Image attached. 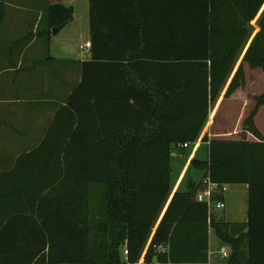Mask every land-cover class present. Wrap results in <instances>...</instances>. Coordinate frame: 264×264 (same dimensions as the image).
I'll list each match as a JSON object with an SVG mask.
<instances>
[{"label": "trees", "instance_id": "obj_1", "mask_svg": "<svg viewBox=\"0 0 264 264\" xmlns=\"http://www.w3.org/2000/svg\"><path fill=\"white\" fill-rule=\"evenodd\" d=\"M263 3L88 0L79 82L39 145L0 170V264L205 263L211 231L226 264H264V138L253 120L264 92L242 125L256 140L202 133L221 93L244 86L243 63L264 71V9L254 35L251 24ZM72 18L71 6L47 4L41 32L49 39ZM197 140L207 159L190 161L216 184L213 200L247 185L245 222L209 212L203 179L172 192V152Z\"/></svg>", "mask_w": 264, "mask_h": 264}, {"label": "crops", "instance_id": "obj_2", "mask_svg": "<svg viewBox=\"0 0 264 264\" xmlns=\"http://www.w3.org/2000/svg\"><path fill=\"white\" fill-rule=\"evenodd\" d=\"M6 1L7 0H5V2ZM68 1L69 0H53L49 1V4L60 3L66 6H71L74 13L75 10L73 5L67 4L73 2ZM5 8L6 6L4 3L2 7L3 12H5ZM22 8L23 9L21 10H24L25 13H27L28 11L29 13H31L35 12L36 7L33 8L32 6V8L25 9L24 6H22ZM263 9L264 3L257 13L258 18L260 17ZM37 10L38 9L36 8V12ZM36 12L33 13L30 17L35 19V23L43 24L41 29L33 30L28 34H24L23 36L11 38V41L10 39L6 40L5 38H0V45L3 44L2 47L0 46V125L4 126H0V138L2 139V141H4L3 145L7 150L3 154L0 153V170L9 168L16 157H18L22 153L29 152L39 145L48 130L55 110L60 105L64 104L66 96L80 80L79 59H75L73 56H69L70 54H68V56H64L65 54L63 56H54L50 53V51H48V54L44 55V46H46L45 42L46 40H49L51 38V35L53 33L51 29L49 39H47V37L42 34L41 30L44 28L45 22L43 20V17L39 19L40 15ZM19 15L20 14H18L17 17H19ZM22 16L24 17L27 15L25 14ZM3 23L4 16L2 22H0V26H3ZM66 25L67 24H65L64 26ZM252 26L254 27V35L258 28L255 29L254 24H252ZM250 40L251 39H249V41L244 46L237 60V65L241 62L243 54ZM87 41H89V35ZM68 49L69 48L66 47L64 51H68ZM87 50L89 54V49ZM247 67L250 70L259 71V73L263 74L264 76V71H262L260 68H250L247 63L244 62L243 68L245 74L247 73ZM246 81L247 78L245 79V88H247L248 86L246 85ZM242 92H245V97L240 100L235 99V96ZM248 94L249 91L247 93V89L244 91V87H241L237 88L231 98H229L231 99L230 101H227L226 98H223L222 96H219L217 98V100L213 104V111L211 110V108L209 109L210 113L208 114V119L206 122L208 123V129L207 131H204L208 133L209 138L224 139L223 137H230L231 135L229 129L224 132L222 130H216L214 127V129L212 128V125L216 121L218 111L220 109V106H222L223 101H225V104H227L225 106L226 111L223 112L225 118L227 117L226 122L230 123L232 127L234 126L233 128L236 127V132H239V130L242 129L241 123L250 104V98ZM257 118H259L260 120V122L258 123L259 125L256 122ZM19 122L22 123L25 127L24 131H22L21 136L23 144L17 149H12L10 147V142L13 137L10 134V131L14 129ZM254 123L256 127H259V130L264 138V129L262 128V125L264 124V104L259 106L254 116ZM32 129H35L37 133L35 137H31L33 136L31 131ZM197 141L200 143H204L207 146L206 142H202L200 140ZM224 192L225 187L224 190H222V200L225 203Z\"/></svg>", "mask_w": 264, "mask_h": 264}, {"label": "rangeland", "instance_id": "obj_3", "mask_svg": "<svg viewBox=\"0 0 264 264\" xmlns=\"http://www.w3.org/2000/svg\"><path fill=\"white\" fill-rule=\"evenodd\" d=\"M49 1L53 0H7L5 2V12H3L4 23L3 26H0V38H5L12 40L11 38H15L18 36H23L24 34H28L33 30L41 29V23H35V19L30 17L33 13L36 12V8L38 9L36 13L40 15L39 19L44 18V13L46 9V5L49 4ZM67 3L72 4L74 7L73 18L70 22L67 23L66 26L62 27L57 33L52 34L49 40H46L44 46V55L50 53L54 56H73L75 59L86 60L88 58V50L81 49L80 47L85 44V41L88 40V0H69ZM38 5V6H37ZM22 6L25 9L35 8V12L27 13L24 12ZM31 6V7H29ZM19 17H17V15ZM27 16H22V15ZM258 15L251 21L254 24L255 29ZM38 19V20H39ZM34 26V27H33ZM3 44L0 46L2 47ZM68 47V51H64L65 48ZM50 49V50H49ZM68 52V53H67ZM72 53V55H71ZM41 55V53H40ZM247 73L245 74V79L247 78L246 85L247 88L244 87V91L247 89V93L249 91L250 104L245 112L244 119L249 115L253 108V96L264 92V76L260 74L257 70H250L248 67ZM249 69V70H248ZM245 85V84H244ZM233 95V94H232ZM226 97L227 101H230L231 96ZM222 93H221V95ZM245 97V92L239 93L235 96V99H242ZM225 98V97H223ZM226 102L223 101L222 106L218 111V116L216 117V121L213 123L212 128L214 127L216 130H222L224 132L227 129L230 130V137H223L224 139H240L242 136L246 137L248 140H256V138L250 134L245 133L243 130H239L236 132V127L233 128L230 123L226 122V118L223 112L226 111ZM214 105L210 108L213 111ZM237 108V107H236ZM210 113V111H209ZM223 114V116H222ZM243 119V121H244ZM254 120V118H253ZM243 121L241 125H243ZM256 121V120H255ZM257 124L260 122L259 118H257ZM234 124V123H233ZM14 125V124H13ZM12 125V126H13ZM259 125V124H258ZM4 127L3 125H0ZM242 127V126H241ZM213 128V129H214ZM258 130L259 127L257 126ZM264 129V124L262 125ZM25 127L22 123H18L14 129L10 131L12 135V140L10 142V147L12 149H17L19 146L23 144L22 142V131H24ZM36 129V128H35ZM35 129H32V134L35 137L37 134ZM208 123H206L202 133L207 131ZM234 130V131H233ZM30 131V132H31ZM260 131V130H259ZM234 132V133H233ZM236 133V134H235ZM243 133V134H242ZM4 141L0 138V153L3 154L7 150L4 148ZM3 145V147H2ZM175 153L181 154L179 156L173 155ZM207 146L204 143H200L198 141L189 143V147L186 149H176L172 152V156L170 159V178L172 183V192L179 189H186L188 186V181L191 180L194 183L199 182L203 179L204 169L200 167H195L191 164V159L196 158L199 160L207 159ZM225 187V203L226 205L218 209L214 207V202L209 208V212L213 213L216 219H221L230 222H245L247 220V185L246 184H228L224 185ZM223 247V248H222ZM223 249V250H222ZM226 249V250H225ZM223 251L227 253L226 256L223 255ZM209 264H226V258L228 256V247L222 246L220 241L217 239L216 235L211 231L209 233ZM142 259V258H141ZM140 259V260H141ZM143 260V259H142ZM151 264H163L158 262H153Z\"/></svg>", "mask_w": 264, "mask_h": 264}, {"label": "built area", "instance_id": "obj_4", "mask_svg": "<svg viewBox=\"0 0 264 264\" xmlns=\"http://www.w3.org/2000/svg\"><path fill=\"white\" fill-rule=\"evenodd\" d=\"M90 47V41H86L85 44L83 46H81L80 48L81 49H84V50H87L89 49ZM179 146L181 147H187L188 144L187 143H181L179 144ZM202 183L206 186V191L205 192H201V193H198L197 194V199L199 201H205L207 206H208V209L210 208V206L212 205V203L214 202V207L218 208V209H221L225 206V203L223 200H213L212 199V195L211 193L213 192L212 191V188L215 187V183H213L208 176H205L202 180ZM222 190H224V187H222ZM123 253L126 255L128 253V251L126 249H124ZM224 256L227 255V253L225 251L222 252ZM144 263V261L141 259V264ZM130 264V263H128ZM134 264H140V260ZM194 264H202V263H194ZM203 264H209L208 262L206 263H203Z\"/></svg>", "mask_w": 264, "mask_h": 264}, {"label": "water", "instance_id": "obj_5", "mask_svg": "<svg viewBox=\"0 0 264 264\" xmlns=\"http://www.w3.org/2000/svg\"><path fill=\"white\" fill-rule=\"evenodd\" d=\"M62 27H63V25H60V26H57V27L52 28V33L53 34L57 33Z\"/></svg>", "mask_w": 264, "mask_h": 264}]
</instances>
